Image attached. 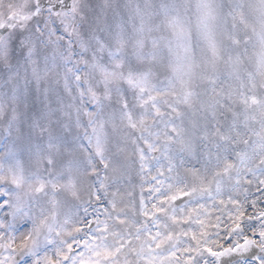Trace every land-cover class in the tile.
Here are the masks:
<instances>
[{"label": "snow or ice", "instance_id": "1", "mask_svg": "<svg viewBox=\"0 0 264 264\" xmlns=\"http://www.w3.org/2000/svg\"><path fill=\"white\" fill-rule=\"evenodd\" d=\"M0 120V264H264V0H0Z\"/></svg>", "mask_w": 264, "mask_h": 264}, {"label": "rangeland", "instance_id": "2", "mask_svg": "<svg viewBox=\"0 0 264 264\" xmlns=\"http://www.w3.org/2000/svg\"><path fill=\"white\" fill-rule=\"evenodd\" d=\"M10 2L11 3H19L20 0H4V3L5 4L10 3ZM85 2L90 3L93 6H100V5H103L105 3V0H85ZM109 2L112 3V4H121L122 5L124 3H127V0H109ZM225 43H228V41H227L226 38H225ZM61 87H62V84H61ZM5 119H7V117H5ZM4 127H5L4 121L3 120H0V137H2L3 134H4V131H3L4 130ZM139 184H140V178L136 174V170L133 169L132 175H131V185H132V187L129 190L132 191V192H134V194L136 196L137 202L139 200V192H140ZM252 188H253L252 191H250V199H255L260 194H259V192L256 191L255 186H253ZM250 190H251V188H250ZM241 199H243V197H241ZM260 202L261 201H259V203ZM259 206L261 208H264V204H259ZM249 212H251V209L250 208H249Z\"/></svg>", "mask_w": 264, "mask_h": 264}, {"label": "bare ground", "instance_id": "3", "mask_svg": "<svg viewBox=\"0 0 264 264\" xmlns=\"http://www.w3.org/2000/svg\"><path fill=\"white\" fill-rule=\"evenodd\" d=\"M252 187H253V186H252ZM252 187H251V190H250V191H252V189H253Z\"/></svg>", "mask_w": 264, "mask_h": 264}]
</instances>
